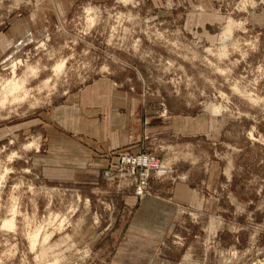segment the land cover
<instances>
[{
  "label": "rangeland",
  "instance_id": "374dc122",
  "mask_svg": "<svg viewBox=\"0 0 264 264\" xmlns=\"http://www.w3.org/2000/svg\"><path fill=\"white\" fill-rule=\"evenodd\" d=\"M0 264H264V0H0Z\"/></svg>",
  "mask_w": 264,
  "mask_h": 264
},
{
  "label": "built area",
  "instance_id": "2783aa9c",
  "mask_svg": "<svg viewBox=\"0 0 264 264\" xmlns=\"http://www.w3.org/2000/svg\"><path fill=\"white\" fill-rule=\"evenodd\" d=\"M123 162L125 165L129 166V169L131 168L129 171L132 175H135L138 171H142L144 180L142 181V184L138 186V194L144 193L147 184L146 180L153 169H155L157 173H164V169H159L158 159L148 154H141L138 156L125 155L123 157Z\"/></svg>",
  "mask_w": 264,
  "mask_h": 264
},
{
  "label": "bare ground",
  "instance_id": "6f19581e",
  "mask_svg": "<svg viewBox=\"0 0 264 264\" xmlns=\"http://www.w3.org/2000/svg\"><path fill=\"white\" fill-rule=\"evenodd\" d=\"M8 223H9L10 225H12V224H13V221H9ZM37 233H38V232H37ZM35 234H36V233H35ZM36 237H37V234L33 236V242H35Z\"/></svg>",
  "mask_w": 264,
  "mask_h": 264
}]
</instances>
